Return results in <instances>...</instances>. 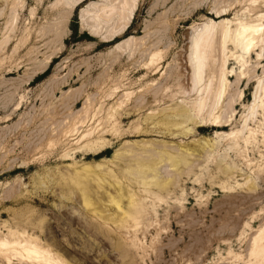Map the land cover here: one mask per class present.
Listing matches in <instances>:
<instances>
[{"label": "rangeland", "instance_id": "1", "mask_svg": "<svg viewBox=\"0 0 264 264\" xmlns=\"http://www.w3.org/2000/svg\"><path fill=\"white\" fill-rule=\"evenodd\" d=\"M263 19L264 0H0V264H264V35L234 46Z\"/></svg>", "mask_w": 264, "mask_h": 264}, {"label": "bare ground", "instance_id": "2", "mask_svg": "<svg viewBox=\"0 0 264 264\" xmlns=\"http://www.w3.org/2000/svg\"><path fill=\"white\" fill-rule=\"evenodd\" d=\"M253 3V2H252ZM227 12V11H226ZM226 15V13H225V11L224 12H217L216 14H215V16H216V18H222V17H224ZM262 21V20H261ZM263 21H264V19H263ZM226 23H225V25H226V28H225V26H224V28H222V30H220V32H219V36L222 38V47L224 48V45H225V43H226V39H227V37H228V33H229V31H228V28H227V26H229V24H230V22H228V21H225ZM237 24V31L238 32H240V34H241V36H242V40L239 42V43H236V45L234 44V46H235V49H238V47H239V49H241L242 50V52H246V53H249V56L250 57H252V55H254L253 54V49L256 47V44H257V40H259V38L261 37V36H263L264 35V24H260V25H257V24H255V25H250V24H243V23H236ZM209 32V31H208ZM207 32V33H208ZM212 32V31H211ZM218 33V32H217ZM207 36V35H206ZM130 39V38H129ZM129 39H127V40H129ZM127 40H125V41H127ZM202 40H205V39H202ZM218 40V39H217ZM245 41V42H244ZM206 42H201V41H199V42H194V43H192V45L190 46V57L188 58V59H190L189 60V62H190V68H191V70H192V72L191 73H193V75H192V87L190 88L191 89V91L193 92V90L195 89L196 90V87H198V85L201 83V79L202 78H200V76H201V73L203 74V72H202V69H203V67H204V60H206V59H204L203 58V56H204V54H205V52L207 51V49L209 48L208 46L209 45H206L205 44ZM120 44V43H119ZM118 44V45H119ZM117 45V46H118ZM221 45V44H220ZM221 48V47H220ZM149 50V49H148ZM255 50V49H254ZM249 51V52H248ZM224 52V51H223ZM222 52V53H223ZM144 55V54H143ZM141 56V55H140ZM150 62V61H149ZM150 64V63H149ZM143 65V64H142ZM152 65V64H151ZM154 65V64H153ZM150 66V65H149ZM145 67V66H144ZM148 67V66H147ZM147 67H145V68H147ZM156 67V66H155ZM142 68V67H141ZM140 68V69H141ZM151 68V67H150ZM136 69V68H135ZM144 69V68H143ZM142 69V70H143ZM149 69V68H148ZM146 70V69H145ZM152 70V69H151ZM154 70H155V68H154ZM151 72V71H150ZM149 72V73H150ZM140 73V72H139ZM148 73V72H147ZM159 72H157V70H156V72H152L151 73V77H155L157 74H158ZM190 73V74H191ZM223 73V72H222ZM189 77H191V76H189ZM222 78L220 79V81L223 83V82H226V79H224L223 77H224V74H222V76H221ZM144 78V77H143ZM167 78V77H166ZM169 79V78H168ZM188 81H189V79H188ZM179 82V81H178ZM190 82H191V80H190ZM191 84V83H190ZM224 84V83H223ZM223 84H222V86H223ZM221 86V88H223ZM225 87V86H224ZM198 89V88H197ZM162 90V89H161ZM222 89L221 90H219L218 91V94L216 95V91H215V93H212V94H215V95H212V97L214 98V96H215V100H213L212 99V101L214 102V103H212V104H210L211 106H210V108H209V112H210V114H209V117H211V116H213V112H215L216 111V107L215 106H219V105H217L218 104V102H219V99H220V97H221V94H223L222 93ZM264 91V90H263ZM196 92V91H195ZM225 92V91H224ZM194 93V92H193ZM264 93V92H263ZM169 98H170V96H169ZM172 98V97H171ZM211 101V102H212ZM210 102V103H211ZM200 107V106H199ZM198 107V108H199ZM204 108V107H203ZM201 110V109H200ZM199 110V111H200ZM215 110V111H214ZM198 114V113H197ZM199 115V114H198ZM215 115V114H214ZM216 116V115H215ZM213 116V118L211 119V120H209L208 119V122H209V126L210 127H222L220 124H219V121H218V117L216 116ZM111 120V119H110ZM220 123H221V121H220ZM205 124H206V122H205ZM107 125V124H106ZM209 126H207V127H209ZM206 127V126H205ZM91 202V201H90ZM131 202V201H130ZM131 214V213H130ZM264 233V232H263ZM255 239V238H254ZM257 242V241H256ZM261 242V241H260ZM16 244V243H15ZM14 244V245H15ZM20 244V243H19ZM256 244V243H255ZM21 245V244H20ZM25 245H27V243L25 244ZM24 245V246H25ZM29 245V244H28ZM1 246L2 247H7L8 246V244H6V243H4V244H2L1 243ZM10 246V245H9ZM29 246H31V245H29ZM12 247V246H11ZM24 248V247H23ZM26 248V247H25ZM24 248V249H25ZM34 248V247H33ZM36 249L38 248V247H35ZM264 248V247H263ZM6 249V248H5ZM13 249V248H12ZM21 249H22V246H21ZM35 249V250H36ZM40 249V248H39ZM23 250V249H22ZM34 249H30L29 250V248H28V250H27V248H26V250H25V252L27 251V253L28 254H26V255H29V254H31L32 256H33V254H35V256H36V254H37V256H39L40 254H42V252L43 251H41V253L40 254H38V249L35 251ZM254 250V249H253ZM264 250V249H263ZM47 251V250H46ZM24 252V251H23ZM44 253V252H43ZM264 253V252H263ZM262 253V254H263ZM45 255H46V253H44ZM261 254V253H260ZM264 255V254H263ZM262 255V256H263ZM41 256V255H40ZM50 256V255H49ZM42 257V256H41ZM47 257V256H46ZM264 257V256H263ZM28 258H29V256H28ZM36 259H37V257H35ZM44 258H45V256H44ZM30 259H32L31 257H30ZM47 259H49L50 260V258H48L47 257ZM256 259V258H255ZM46 260V259H45ZM47 261V260H46ZM42 262H45V261H42ZM42 262H40V263H42ZM51 262V261H50ZM48 263V262H47ZM47 263H45V264H47ZM48 264H51V263H48ZM58 264V263H57Z\"/></svg>", "mask_w": 264, "mask_h": 264}, {"label": "trees", "instance_id": "3", "mask_svg": "<svg viewBox=\"0 0 264 264\" xmlns=\"http://www.w3.org/2000/svg\"><path fill=\"white\" fill-rule=\"evenodd\" d=\"M48 75H49V71H46L41 76L37 77L35 82L38 83V82L43 81L44 79H46L48 77Z\"/></svg>", "mask_w": 264, "mask_h": 264}]
</instances>
